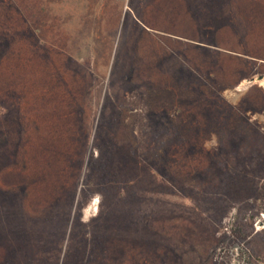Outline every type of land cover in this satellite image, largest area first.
I'll use <instances>...</instances> for the list:
<instances>
[{"label": "rangeland", "instance_id": "374dc122", "mask_svg": "<svg viewBox=\"0 0 264 264\" xmlns=\"http://www.w3.org/2000/svg\"><path fill=\"white\" fill-rule=\"evenodd\" d=\"M0 264H264V0H0Z\"/></svg>", "mask_w": 264, "mask_h": 264}, {"label": "water", "instance_id": "95a60500", "mask_svg": "<svg viewBox=\"0 0 264 264\" xmlns=\"http://www.w3.org/2000/svg\"><path fill=\"white\" fill-rule=\"evenodd\" d=\"M251 81H253V80H251Z\"/></svg>", "mask_w": 264, "mask_h": 264}, {"label": "bare ground", "instance_id": "6f19581e", "mask_svg": "<svg viewBox=\"0 0 264 264\" xmlns=\"http://www.w3.org/2000/svg\"><path fill=\"white\" fill-rule=\"evenodd\" d=\"M98 186V185H97Z\"/></svg>", "mask_w": 264, "mask_h": 264}]
</instances>
